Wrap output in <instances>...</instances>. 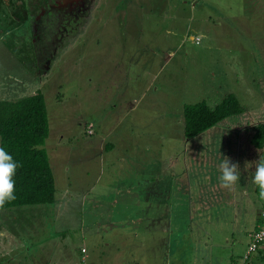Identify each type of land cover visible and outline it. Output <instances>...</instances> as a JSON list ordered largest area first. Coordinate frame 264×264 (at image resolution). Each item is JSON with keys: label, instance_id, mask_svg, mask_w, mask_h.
Segmentation results:
<instances>
[{"label": "rangeland", "instance_id": "374dc122", "mask_svg": "<svg viewBox=\"0 0 264 264\" xmlns=\"http://www.w3.org/2000/svg\"><path fill=\"white\" fill-rule=\"evenodd\" d=\"M98 1L92 30L84 27L85 33L70 47L62 49L61 45L64 52L59 50L41 80L28 63L33 54H39L40 45L33 44L32 33L25 34L21 51L18 44L14 52L0 40V100L43 95L50 124L43 148L56 187L51 206L0 209V264H32L31 256L45 248L53 252L45 264L53 259L57 264H67L66 247L80 243V234L85 236L93 258L123 252L122 222L129 214L127 210H133L132 222L128 220L127 225L133 226L139 219L134 210L140 197L133 186H138L142 178H155L157 172L156 178L161 172L169 173L164 169L166 159L175 153L182 156L185 105L205 100L214 106L231 93L243 111H253L247 118L264 112V0H196L194 5L191 0ZM140 1L144 12L138 10ZM187 32L200 36V42L187 38ZM97 34L98 43L94 40ZM122 44L129 50L124 54L123 68L129 69L131 76L138 74L135 93L129 82L121 80V69H117V47ZM229 44L235 46L228 49ZM95 45L97 50L89 51ZM140 45L147 49L140 53L145 59L131 55ZM244 45L246 50H241ZM138 92L141 97L137 112L127 113L130 96ZM239 114L225 118L223 123L240 122ZM89 123L93 125L91 133ZM206 134L194 138L202 140ZM115 137L120 139L113 141ZM110 142L113 147L106 146ZM99 146L103 151L97 156ZM155 157L160 166H154ZM140 168L143 172L138 171ZM127 187L130 193L125 192ZM64 190L69 192L66 204ZM83 192L87 195L82 196ZM34 207L41 211L52 207V221H47L49 216L46 218L44 213L35 218ZM148 216L154 217L155 213L149 212ZM254 216L240 218V212H236L234 222L232 216L227 220L233 224L206 227L204 241L212 245L214 264H225L230 254L234 256L230 264L241 263L252 231L248 232L249 227L258 219ZM247 221L251 224L246 225ZM63 231L69 234L65 237L66 247ZM127 244L133 251H140L138 240ZM201 247L202 253L207 251ZM189 249L181 248V254L192 253ZM127 250L125 247L124 252Z\"/></svg>", "mask_w": 264, "mask_h": 264}, {"label": "crops", "instance_id": "0c3cea01", "mask_svg": "<svg viewBox=\"0 0 264 264\" xmlns=\"http://www.w3.org/2000/svg\"><path fill=\"white\" fill-rule=\"evenodd\" d=\"M191 1L192 5L196 2V0ZM248 2L256 3L258 0H249ZM139 6L138 10L140 9L144 12L145 9L142 7L141 1ZM163 15L166 16L167 13H163ZM141 18L138 19L139 23L143 21ZM244 21L246 22L245 18ZM125 29L126 27H124ZM186 36L191 39L200 38V36L190 32H187ZM98 37L97 34V39H94L97 43L99 42ZM124 46L125 44L118 47L116 45L112 49L117 47L120 52V63L117 65V69H121V80L129 82L130 88L133 87L132 93H135L137 92L135 90L136 87L139 86L138 74L133 73L132 76L134 78L131 80L130 77L132 76L129 74V69L123 68L125 66L122 64L124 62V54L129 53V50L126 49L127 46ZM233 46L235 45H226L228 49ZM246 47V45L240 46L241 50H246ZM97 48V45L90 46L89 51L92 52L97 50ZM146 50V47L140 45L138 50L131 55H133V58L145 59L144 55H140V53H145ZM156 52L158 51H154V53ZM136 62L141 64L138 61ZM129 64L133 67V62ZM130 97L131 102H128L126 106L127 113H136L140 101L139 98L141 97L140 92ZM247 114L252 115L253 111L247 113L242 110L239 114L242 115L240 116V122L223 123V119L189 139L184 135L183 122L181 141L184 142V145L180 149L182 156L180 157L175 153L174 156L168 157L165 161L164 169H169L170 172L168 173L167 171L165 174L161 172L159 177L156 178L157 172L155 178H142L138 186H133L136 187L137 195L140 197L136 208L134 207V211L139 213V219L135 220L134 217L135 224L133 226L132 224L127 225L128 220L131 223L133 217L130 215L133 210H127L129 214L124 216V221L122 222L125 228L123 252L106 253L93 258L92 254L89 253V246L84 242L85 236L83 234H80V243L68 248L65 245V237L69 236V234L63 231V246L67 248L64 254L69 255L64 257L67 264H214L212 261V245L204 241V237L207 235L206 227L233 224L236 212H240V218L242 216L243 218H248L249 214H253L256 215L254 216L255 219H259L260 211L264 207V201L259 199L258 189L251 183L254 168H249L247 171L244 168L245 161L252 162L259 159L258 148L251 144L250 137L254 132V126L258 123H264V112L260 116L256 113L255 117L250 119L247 118ZM89 125H91L90 128L93 130L92 123H89ZM111 129L114 131L115 127L113 128L112 126ZM217 132H219V135H217ZM201 133H207L205 138L195 140L194 137ZM125 138H130V136ZM118 139L120 137H115L113 141ZM112 142L106 146L113 147ZM102 146H99L97 156L102 154ZM84 148L86 149L87 146H84ZM261 149L262 154H264V147ZM223 157H228L233 162H238L241 168V179L231 190L221 188L218 180L220 175L218 165L223 160ZM157 165L160 166L161 163L155 157L154 166ZM142 170L143 168H140L138 171ZM124 190H126V193L131 192L130 187L124 188ZM68 193V190L63 191V204L68 202L66 197L69 195ZM81 194L86 196L87 192ZM57 202L59 201L57 200ZM34 208H36L34 213L28 210L20 212L32 213L35 218L44 213L46 218L49 216L47 221H52L50 219L52 212H54L52 207L49 211L48 209L41 211V209H37L38 207ZM149 212L155 213V216L149 218ZM231 216L233 222H227ZM96 219L104 220L103 217H97ZM258 219L254 224H251L250 221L244 222L246 225L251 224L248 232L256 227ZM222 220L223 222H220ZM92 221L94 220L90 222ZM106 222L110 223L112 221ZM99 225L100 223L95 224L94 227L97 229ZM137 240L141 244L140 251H133L127 243H136ZM190 242L192 245H187ZM187 246L192 253L181 254V248ZM201 246L207 251L202 253ZM125 247L126 250L130 248L131 251L128 252L127 250L124 252ZM83 249L85 251H82ZM117 250L120 249L117 247ZM28 252L25 253L26 257H28ZM52 256L51 248H45L42 253L35 254L34 257L31 256V259H33L31 263L45 264L47 257L50 258ZM228 258L230 259L225 264L233 262L234 256L230 254ZM189 259H192V261L186 263ZM258 262H264V249L256 256V264ZM50 264H57V261L53 259ZM64 264L66 263L64 262Z\"/></svg>", "mask_w": 264, "mask_h": 264}, {"label": "trees", "instance_id": "16d2710c", "mask_svg": "<svg viewBox=\"0 0 264 264\" xmlns=\"http://www.w3.org/2000/svg\"><path fill=\"white\" fill-rule=\"evenodd\" d=\"M243 110L238 98L226 94L210 106L200 100L184 106V135L187 139ZM50 130L46 103L41 93L18 100H0V147L21 165L14 177L16 199L0 209L40 206L55 201V177L43 148ZM251 144L264 147V123L254 126Z\"/></svg>", "mask_w": 264, "mask_h": 264}, {"label": "flooded vegetation", "instance_id": "af4514ba", "mask_svg": "<svg viewBox=\"0 0 264 264\" xmlns=\"http://www.w3.org/2000/svg\"><path fill=\"white\" fill-rule=\"evenodd\" d=\"M98 3V0H0V40L14 52L18 44L21 51L25 34L32 33L33 44L40 45V57H36V52L28 63L36 69L37 80H41L48 64L61 51V45L62 49L70 47L73 40L85 33L84 27L92 30Z\"/></svg>", "mask_w": 264, "mask_h": 264}, {"label": "clouds", "instance_id": "9594fccd", "mask_svg": "<svg viewBox=\"0 0 264 264\" xmlns=\"http://www.w3.org/2000/svg\"><path fill=\"white\" fill-rule=\"evenodd\" d=\"M259 159L256 161H245V171L254 168L251 183L258 189L259 199L264 201V154L262 149L257 150ZM21 165L14 159L4 147H0V208L16 199V184L14 177ZM218 180L220 187L231 190L241 179V168L238 162H233L228 157L218 165Z\"/></svg>", "mask_w": 264, "mask_h": 264}, {"label": "built area", "instance_id": "2783aa9c", "mask_svg": "<svg viewBox=\"0 0 264 264\" xmlns=\"http://www.w3.org/2000/svg\"><path fill=\"white\" fill-rule=\"evenodd\" d=\"M195 41L199 42L200 38L196 37ZM90 127L91 125L88 126V133L92 132ZM258 221L256 227L248 234L249 242L240 264H254L256 256L264 249V207L260 211Z\"/></svg>", "mask_w": 264, "mask_h": 264}]
</instances>
